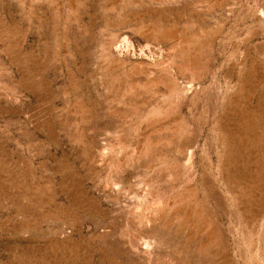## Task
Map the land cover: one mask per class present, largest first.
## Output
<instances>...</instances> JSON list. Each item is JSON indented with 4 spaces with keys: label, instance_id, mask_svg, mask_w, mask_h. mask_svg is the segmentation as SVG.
Returning a JSON list of instances; mask_svg holds the SVG:
<instances>
[{
    "label": "rangeland",
    "instance_id": "374dc122",
    "mask_svg": "<svg viewBox=\"0 0 264 264\" xmlns=\"http://www.w3.org/2000/svg\"><path fill=\"white\" fill-rule=\"evenodd\" d=\"M0 264H264V0H0Z\"/></svg>",
    "mask_w": 264,
    "mask_h": 264
},
{
    "label": "bare ground",
    "instance_id": "6f19581e",
    "mask_svg": "<svg viewBox=\"0 0 264 264\" xmlns=\"http://www.w3.org/2000/svg\"><path fill=\"white\" fill-rule=\"evenodd\" d=\"M223 121V120H222ZM224 124V123H223Z\"/></svg>",
    "mask_w": 264,
    "mask_h": 264
}]
</instances>
